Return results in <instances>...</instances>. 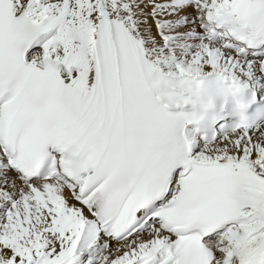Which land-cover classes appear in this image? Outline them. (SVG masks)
<instances>
[{
    "label": "snow or ice",
    "instance_id": "1",
    "mask_svg": "<svg viewBox=\"0 0 264 264\" xmlns=\"http://www.w3.org/2000/svg\"><path fill=\"white\" fill-rule=\"evenodd\" d=\"M0 264H264V0H0Z\"/></svg>",
    "mask_w": 264,
    "mask_h": 264
}]
</instances>
